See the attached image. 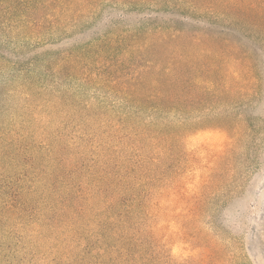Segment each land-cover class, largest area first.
Returning <instances> with one entry per match:
<instances>
[{
	"label": "trees",
	"instance_id": "16d2710c",
	"mask_svg": "<svg viewBox=\"0 0 264 264\" xmlns=\"http://www.w3.org/2000/svg\"><path fill=\"white\" fill-rule=\"evenodd\" d=\"M263 65L264 0H0V264H162L185 129Z\"/></svg>",
	"mask_w": 264,
	"mask_h": 264
},
{
	"label": "rangeland",
	"instance_id": "374dc122",
	"mask_svg": "<svg viewBox=\"0 0 264 264\" xmlns=\"http://www.w3.org/2000/svg\"><path fill=\"white\" fill-rule=\"evenodd\" d=\"M203 112H195L202 121L195 133L184 131L185 149L197 160L183 192L168 186L162 209L155 205L150 216L152 226L163 225L162 264H264V83L255 97L215 109L243 121L232 137Z\"/></svg>",
	"mask_w": 264,
	"mask_h": 264
}]
</instances>
